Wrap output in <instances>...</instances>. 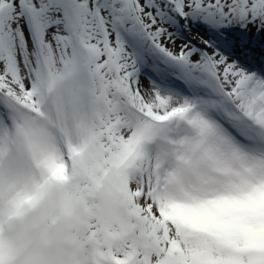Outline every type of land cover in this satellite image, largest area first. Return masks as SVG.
<instances>
[{
	"label": "snow or ice",
	"instance_id": "snow-or-ice-1",
	"mask_svg": "<svg viewBox=\"0 0 264 264\" xmlns=\"http://www.w3.org/2000/svg\"><path fill=\"white\" fill-rule=\"evenodd\" d=\"M0 264H264V0H0Z\"/></svg>",
	"mask_w": 264,
	"mask_h": 264
}]
</instances>
